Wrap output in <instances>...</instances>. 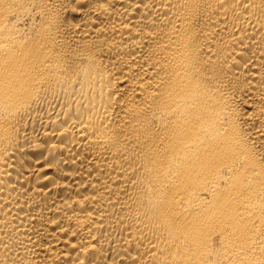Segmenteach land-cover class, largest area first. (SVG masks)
Segmentation results:
<instances>
[{
  "label": "bare ground",
  "instance_id": "6f19581e",
  "mask_svg": "<svg viewBox=\"0 0 264 264\" xmlns=\"http://www.w3.org/2000/svg\"><path fill=\"white\" fill-rule=\"evenodd\" d=\"M0 264H264V0H0Z\"/></svg>",
  "mask_w": 264,
  "mask_h": 264
}]
</instances>
